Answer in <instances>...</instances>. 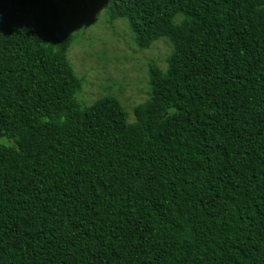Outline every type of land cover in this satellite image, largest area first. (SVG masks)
<instances>
[{"label": "trees", "instance_id": "obj_1", "mask_svg": "<svg viewBox=\"0 0 264 264\" xmlns=\"http://www.w3.org/2000/svg\"><path fill=\"white\" fill-rule=\"evenodd\" d=\"M93 3L170 46L132 121L81 98ZM63 8L0 0V264H264V0H85L60 35Z\"/></svg>", "mask_w": 264, "mask_h": 264}, {"label": "rangeland", "instance_id": "obj_2", "mask_svg": "<svg viewBox=\"0 0 264 264\" xmlns=\"http://www.w3.org/2000/svg\"><path fill=\"white\" fill-rule=\"evenodd\" d=\"M84 1L72 0L70 13L69 8L68 11L63 8L68 19H62L60 35L72 31L74 23L69 25V17H74ZM169 51L170 46L163 40L153 43L149 49L138 51L126 22L109 23L103 6L93 3L86 7L85 22L79 26V40L68 50V58L75 74L82 79L81 98L85 104L112 95L128 113V121H132L133 108L148 97L145 63L153 60L164 69Z\"/></svg>", "mask_w": 264, "mask_h": 264}]
</instances>
